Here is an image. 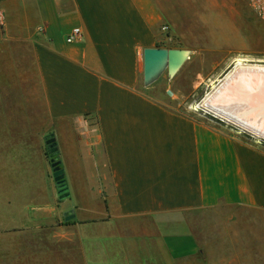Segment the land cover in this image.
Listing matches in <instances>:
<instances>
[{"label": "crops", "instance_id": "0c3cea01", "mask_svg": "<svg viewBox=\"0 0 264 264\" xmlns=\"http://www.w3.org/2000/svg\"><path fill=\"white\" fill-rule=\"evenodd\" d=\"M0 25V72L4 52L33 61L11 101L0 77V264H203V251L205 264H256L264 146L142 81V50L165 27L190 54L253 52L264 20L248 0H0Z\"/></svg>", "mask_w": 264, "mask_h": 264}, {"label": "rangeland", "instance_id": "374dc122", "mask_svg": "<svg viewBox=\"0 0 264 264\" xmlns=\"http://www.w3.org/2000/svg\"><path fill=\"white\" fill-rule=\"evenodd\" d=\"M248 2L250 3V0H248ZM253 11L257 16L264 20L255 8H253ZM167 30L168 29L166 28L164 31L166 32V35H164L159 45L165 48H172L173 46L180 45L179 40L169 34ZM6 46L7 51L14 48L13 42L9 40H7ZM4 56L5 71L4 73L0 72V77H5L6 99L7 101H11L13 99L11 94L14 89L18 91L22 85H29L30 69L32 70L33 61L30 52H4ZM237 58H242L243 61L246 62L264 64V30L262 32L261 41L253 48V52L192 53L173 77L168 78L166 73L163 72L155 82L148 85V88L155 95L164 97L173 107L178 108L181 111L194 112L202 115L215 123L237 132L240 136H244V138L262 145L264 144V139L254 136L251 132L243 130L235 126L233 123H228L215 117L211 112H208L203 108L193 109L194 104H198L202 96L211 89V81L213 82L212 84H216L223 77L222 75L232 67ZM2 63L3 61L0 59V65ZM167 89L171 90V95L166 93ZM17 97L19 100H23L24 104L22 105H25L26 103V108L23 106V110H28V89L24 90V94L22 93ZM38 100L40 101V98ZM9 107L10 106H7V109H9ZM214 120H219V122ZM4 124L7 125L8 122L0 121V127H4ZM217 245L218 247L214 250V255L221 257V242ZM209 255L212 256L211 252ZM201 261L203 264L206 263V253L204 251L201 254ZM256 264H264V244H262L261 256H257L256 258Z\"/></svg>", "mask_w": 264, "mask_h": 264}, {"label": "bare ground", "instance_id": "6f19581e", "mask_svg": "<svg viewBox=\"0 0 264 264\" xmlns=\"http://www.w3.org/2000/svg\"><path fill=\"white\" fill-rule=\"evenodd\" d=\"M258 74H264V64L237 58L216 84L211 82V89L198 104H194L193 109L203 108L213 116L264 139V111L251 100L245 101L241 93L247 76Z\"/></svg>", "mask_w": 264, "mask_h": 264}, {"label": "water", "instance_id": "95a60500", "mask_svg": "<svg viewBox=\"0 0 264 264\" xmlns=\"http://www.w3.org/2000/svg\"><path fill=\"white\" fill-rule=\"evenodd\" d=\"M191 51L186 48H165L149 47L142 50V81L143 85L148 86L155 82L163 72L168 78L173 77L181 68L183 63L189 58ZM241 90L245 101L251 100L259 105L264 111V74L247 76ZM166 93L171 95V90L167 89ZM241 95V96H242ZM262 111V113H263ZM53 141L51 136L46 137V144ZM52 175L57 186L59 198H65L68 195L67 186L64 182L63 170L59 166V161L51 159ZM66 219H70L72 210L64 213Z\"/></svg>", "mask_w": 264, "mask_h": 264}, {"label": "built area", "instance_id": "2783aa9c", "mask_svg": "<svg viewBox=\"0 0 264 264\" xmlns=\"http://www.w3.org/2000/svg\"><path fill=\"white\" fill-rule=\"evenodd\" d=\"M251 6L264 18V0H250ZM166 29V27H165ZM82 32L79 27H74L66 36L67 42H75L81 39Z\"/></svg>", "mask_w": 264, "mask_h": 264}, {"label": "trees", "instance_id": "16d2710c", "mask_svg": "<svg viewBox=\"0 0 264 264\" xmlns=\"http://www.w3.org/2000/svg\"><path fill=\"white\" fill-rule=\"evenodd\" d=\"M214 121L219 122V120H214ZM262 146H264V144H262ZM46 154L49 160L51 159L59 160V152H58L57 145L54 139L50 144L46 145Z\"/></svg>", "mask_w": 264, "mask_h": 264}]
</instances>
